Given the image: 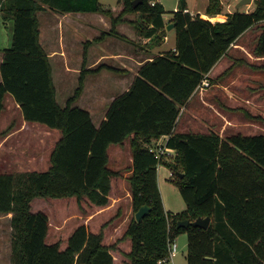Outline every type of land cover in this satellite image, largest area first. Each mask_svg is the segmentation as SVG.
<instances>
[{
    "label": "trees",
    "instance_id": "1",
    "mask_svg": "<svg viewBox=\"0 0 264 264\" xmlns=\"http://www.w3.org/2000/svg\"><path fill=\"white\" fill-rule=\"evenodd\" d=\"M48 8L110 17L112 29L95 41L119 35L116 26L128 13L137 15L132 23L138 35L153 42L166 36L164 15L168 12L159 0H143L137 6L133 0H118L115 7L104 6L100 0H0L3 17L13 20L12 44L3 49L0 65V116L11 94L27 122L61 132L47 169L0 172V213L13 214L11 264H115L112 251L121 252L119 243L125 239L132 245L129 252L124 251L126 264H160L183 232L188 235V264H264V131L244 134L226 129L221 136L214 130H174L181 107L241 35L248 32L250 39L237 43L264 57V0H255L251 11L237 9L216 22L186 11L187 1L180 0L178 9L171 11L176 50L142 65L131 87L111 102L99 127L88 110L74 104L87 74L103 66L82 68L73 95L64 106L57 101L50 57L40 40L38 14ZM222 11V0L208 1L206 14ZM90 43L86 42L85 51ZM244 117L264 119L246 110ZM162 136H168L166 144L176 150L172 160L162 163L173 172L187 204L176 213L164 207L158 185L160 161L149 148ZM128 140L132 163L115 168L109 148ZM127 171H131L127 180L133 216L116 243L105 241L103 228L93 231L85 223L73 230L64 248L59 241L48 242L50 215L33 211L36 198L75 197L81 208L86 202L106 207L111 203L113 180ZM145 204L151 212L137 221L135 212ZM198 217H210V225H177L179 220Z\"/></svg>",
    "mask_w": 264,
    "mask_h": 264
},
{
    "label": "crops",
    "instance_id": "2",
    "mask_svg": "<svg viewBox=\"0 0 264 264\" xmlns=\"http://www.w3.org/2000/svg\"><path fill=\"white\" fill-rule=\"evenodd\" d=\"M159 1L162 2L161 0ZM206 7L207 5L201 11H193L188 4L187 9L191 14L194 15L199 13L202 16H206V18L212 22L224 21L228 18V13L234 12L228 9L217 15L210 16L205 13ZM72 13L90 14L77 15ZM64 14L85 16L81 20V23L84 25L83 32L85 34L83 41L84 46H82V68L96 69L103 66L100 71L87 74L84 90L79 99L75 102V105L91 113L94 124L99 127L106 119L111 102L131 87L141 66L158 55L176 50V28L174 26L172 29H167L168 24L172 23L171 20L173 15L172 13H166L164 15L166 36L159 42H153L151 38L140 36L136 33V28L132 22L136 19L137 15L133 13L126 14L124 16L125 20L117 24L116 29L119 35L111 34L99 41H95V39L100 37L103 32H109L112 29V20L110 17L99 12H69ZM117 14L118 13L115 12V15ZM39 19L41 22L40 40L50 57L57 97L59 84L55 74L54 61L58 63L60 68L69 73L79 72L78 76H80L81 71L66 60V55L63 54L64 52L59 46H53L47 43L48 36L47 33L44 32L41 21L42 17ZM51 36L52 32L49 34V37ZM246 37H248V32L241 35L239 41H235L232 44L230 51L223 55L214 64L211 70L206 73L205 79L191 95L188 103L181 107L176 128L174 129L175 132H209L210 130H214L221 136H224L226 129H228L229 132L240 131L244 134L259 132V130L253 133L248 132L249 130L251 131L253 126L250 125V120L244 117V115L246 110L254 116H262L260 114V108H264V57L253 55L247 46L242 43H237L242 42ZM87 41H91L92 43L88 45L87 51H85V44ZM245 55L247 56V60H245ZM2 59L3 53L1 51L0 65ZM237 62L246 63V67L239 65ZM251 62L254 63L252 66L249 65ZM112 68L119 71L113 70ZM1 81L2 76L0 72V82ZM206 82H208V84H206ZM17 105L19 106L18 103ZM228 105L240 109L237 111H224V109L220 108L221 106L227 109ZM26 123L28 122L23 120L22 125ZM253 125L255 124L253 123ZM48 129L51 133L50 136H54L52 139L50 138L51 140L47 141V147L48 145L50 147L49 154H51L56 141L59 139V134L55 136L52 130L50 128ZM167 139L168 136H162L154 141L165 142ZM131 163L132 155L129 140L124 145H115L112 155V165L115 168H120L129 166ZM162 166L167 167L165 164L158 166V185L161 195L163 194L160 179V169L162 171ZM168 170H170V175L171 169L169 167ZM130 172L131 171H127L122 177L113 180V188L110 197L111 199L113 198L114 201L111 202L112 205L109 204L101 208V212L106 211L109 207L117 204L123 198L128 199V203L132 206V196L127 180ZM163 203L165 207L164 199ZM176 212L179 211H175L174 213ZM89 217L86 223H89L91 215ZM120 245L119 247H121ZM125 251L129 252L130 250Z\"/></svg>",
    "mask_w": 264,
    "mask_h": 264
},
{
    "label": "rangeland",
    "instance_id": "3",
    "mask_svg": "<svg viewBox=\"0 0 264 264\" xmlns=\"http://www.w3.org/2000/svg\"><path fill=\"white\" fill-rule=\"evenodd\" d=\"M165 5L168 14L171 11L178 9L180 0H161ZM193 11L202 10L207 4L208 0H186ZM239 0H222L223 12L226 10H241L251 11L255 8V0L251 4L237 7ZM102 5L115 7L118 0H100ZM71 14V13H70ZM67 15L57 12L51 8L39 13V18L42 17V25L44 32L47 33V43L50 45L59 46L66 55V60L71 65H75L78 70H82V57L84 46V25L81 20L85 16ZM88 15L90 13H72ZM197 15V14H194ZM206 18V16H202ZM41 23V22H40ZM172 29V28H171ZM51 30V31H50ZM50 32L52 36L49 37ZM13 35V20L5 19L0 10V52L3 49L10 47L12 44ZM88 38V37H87ZM250 36L244 38L249 40ZM86 41V40H85ZM84 49V48H83ZM55 74L58 80V101L64 106L67 99L74 93L78 86L79 72H67L58 66L54 61ZM75 84V86H74ZM74 86V87H73ZM77 104V103H76ZM75 105V104H74ZM260 114L264 118V108H260ZM257 111V110H255ZM259 112V111H257ZM253 128L248 132L253 133L257 130L264 131V119L249 118ZM22 112L17 105L14 97L8 94L5 99V108L0 116V132L5 131L11 127L7 135H0V172L12 171L15 173H23L34 170H45L49 167V152L50 147H47V141L54 136H50L49 127L41 123H26L23 124ZM253 123L255 125H253ZM256 126V127H255ZM47 127V128H46ZM52 132L59 137L60 130L52 129ZM51 138V139H50ZM44 144V145H43ZM115 145L109 148L110 155H113ZM164 164V163H162ZM160 164V165H162ZM159 165V166H160ZM161 187L162 197L165 202L167 211L174 213L175 211H183L187 204L180 192L178 185L174 182L175 177L169 175L168 167L162 166ZM113 198L111 202H113ZM129 200L123 198L117 204L109 207L106 211H100L101 206L84 203L81 208L75 197L67 198H36L32 203L33 211L43 210L50 215L51 229L48 242L59 241L61 247L67 245V241L73 230L85 223L93 231H100L102 228L105 231V241L107 243H116L117 240L123 236L124 231L133 216V210ZM112 205V203H110ZM99 211V212H98ZM129 213V215H128ZM12 213H0V264H11L12 260V241H13V227L11 223ZM91 219L86 223L89 216ZM127 217V218H126ZM107 225L103 226L105 223ZM188 235L181 233L176 239L178 245L177 254L170 260L162 264H188ZM121 244V245H120ZM121 246V255L117 250H113L115 264H126L127 257L124 254L125 250H131L130 239H125ZM124 262V263H123Z\"/></svg>",
    "mask_w": 264,
    "mask_h": 264
},
{
    "label": "water",
    "instance_id": "4",
    "mask_svg": "<svg viewBox=\"0 0 264 264\" xmlns=\"http://www.w3.org/2000/svg\"><path fill=\"white\" fill-rule=\"evenodd\" d=\"M254 0H239L237 3V7H240L242 5L251 4ZM143 0H133V5L137 6L138 4L142 3ZM175 26V22H172L168 24L167 29H171ZM184 174L181 173V176ZM151 212V206L148 204L142 205L136 212H135V218L137 221H141L146 215H148ZM211 218L206 217H198L196 220L191 221L190 219H182L178 221L179 227H188L190 225L195 226H201L207 228L210 225Z\"/></svg>",
    "mask_w": 264,
    "mask_h": 264
},
{
    "label": "built area",
    "instance_id": "5",
    "mask_svg": "<svg viewBox=\"0 0 264 264\" xmlns=\"http://www.w3.org/2000/svg\"><path fill=\"white\" fill-rule=\"evenodd\" d=\"M188 11V9H186ZM208 84V82H206ZM150 151H152L155 156L159 159V165L162 164V161L164 160H172L176 154V150L172 147H169L165 142L161 141H153V143L150 145ZM158 165V166H159ZM171 176H173V172L170 173ZM178 251V245L176 243V239L170 244L169 246V256L162 258L159 260V263L162 264L171 258H173Z\"/></svg>",
    "mask_w": 264,
    "mask_h": 264
}]
</instances>
